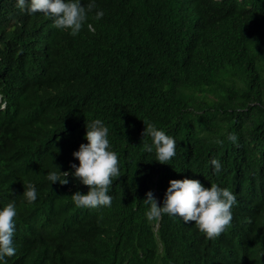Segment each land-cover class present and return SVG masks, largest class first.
Returning a JSON list of instances; mask_svg holds the SVG:
<instances>
[{"label":"trees","instance_id":"16d2710c","mask_svg":"<svg viewBox=\"0 0 264 264\" xmlns=\"http://www.w3.org/2000/svg\"><path fill=\"white\" fill-rule=\"evenodd\" d=\"M95 4L73 37L0 0V210L18 211L6 264H264V0ZM94 119L109 128L121 178L111 207L77 208L71 195L89 188L72 174L67 185L46 176L74 173ZM143 121L175 138L171 165L144 151ZM185 178L236 195L220 238L179 217L147 220L146 193L162 207L170 180Z\"/></svg>","mask_w":264,"mask_h":264},{"label":"clouds","instance_id":"9594fccd","mask_svg":"<svg viewBox=\"0 0 264 264\" xmlns=\"http://www.w3.org/2000/svg\"><path fill=\"white\" fill-rule=\"evenodd\" d=\"M17 7L21 11H27L29 15L43 13L52 20L54 28L69 32L75 37L82 31L89 14L93 13L97 5L95 0H90L87 5L82 4L81 0H17ZM103 16L104 11L97 10L93 18L99 21ZM88 27L91 29L92 26L89 24ZM5 106L4 102L0 108ZM143 122L146 128L142 136L152 140L151 145L143 143L144 151L152 153L155 150L156 162L171 165L177 154L175 138L158 129L155 124ZM85 139L87 143H82L79 150L73 152V156L79 161L78 166L71 164L74 173L50 171L46 179L52 184L59 182L67 185V177L72 174L89 188L87 194L77 191L71 195L77 208L111 207L113 198L109 192L113 181L121 178V171L118 154L112 150L109 140V128L101 119L86 121ZM227 139L238 146V137L235 134H229ZM216 143L223 145L224 141L217 140ZM211 164L214 166V174L219 175L223 168L221 161L213 158ZM169 184L162 207L158 205L153 191L146 193L143 203L149 206L145 213L149 222L159 221L164 215L179 217L184 223L194 222L197 229L209 240L220 238V235L232 227V209L237 204V198L228 188H222L216 183H211L208 188L200 180L189 178L173 179ZM23 185L25 191L22 196L29 205L34 204L38 198L35 186L32 183ZM17 216L15 202L8 203L0 210V261L4 264L6 257L16 254L14 237Z\"/></svg>","mask_w":264,"mask_h":264},{"label":"rangeland","instance_id":"374dc122","mask_svg":"<svg viewBox=\"0 0 264 264\" xmlns=\"http://www.w3.org/2000/svg\"><path fill=\"white\" fill-rule=\"evenodd\" d=\"M1 104H4V102H2V99L0 98V105H1Z\"/></svg>","mask_w":264,"mask_h":264}]
</instances>
